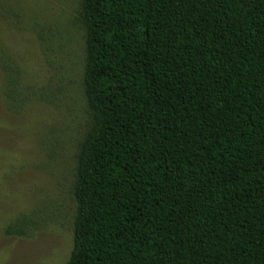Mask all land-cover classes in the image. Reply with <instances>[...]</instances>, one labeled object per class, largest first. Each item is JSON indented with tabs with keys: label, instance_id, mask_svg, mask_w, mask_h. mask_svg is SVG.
I'll return each instance as SVG.
<instances>
[{
	"label": "trees",
	"instance_id": "1",
	"mask_svg": "<svg viewBox=\"0 0 264 264\" xmlns=\"http://www.w3.org/2000/svg\"><path fill=\"white\" fill-rule=\"evenodd\" d=\"M79 22L67 264H264V0H81Z\"/></svg>",
	"mask_w": 264,
	"mask_h": 264
},
{
	"label": "rangeland",
	"instance_id": "2",
	"mask_svg": "<svg viewBox=\"0 0 264 264\" xmlns=\"http://www.w3.org/2000/svg\"><path fill=\"white\" fill-rule=\"evenodd\" d=\"M81 0H0V264H67L84 94ZM20 16V18H18ZM21 221L22 235H8Z\"/></svg>",
	"mask_w": 264,
	"mask_h": 264
}]
</instances>
